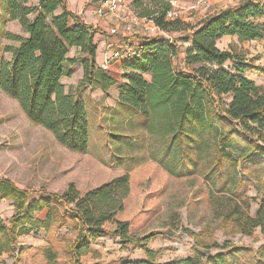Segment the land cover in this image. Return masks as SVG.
<instances>
[{"label": "trees", "instance_id": "obj_1", "mask_svg": "<svg viewBox=\"0 0 264 264\" xmlns=\"http://www.w3.org/2000/svg\"><path fill=\"white\" fill-rule=\"evenodd\" d=\"M144 1L134 0L133 9H140ZM151 1L154 9L144 8L139 15L153 16L166 32L179 26L186 31L182 41L190 46L184 50V63L196 67L191 72H175L172 59L178 56V46L156 38H144L139 44L140 57L122 64L124 82L118 86L115 106L108 109L118 124L130 123L145 130L135 140L110 134L111 166L123 169L124 175L83 194L70 183L61 194L35 200L0 176V202H10L14 211L7 224L0 220V255L19 237L37 231L47 234L51 223L61 228L70 222L76 234L67 246L75 264L90 251L92 242L102 237L115 240L121 249L132 245L145 254L144 260L119 264H240L243 258L245 264H264V245L256 251L231 245L224 252L210 254L211 227L196 235L190 233L202 251L194 249L191 256L166 263L156 262L158 252L147 248L162 232L137 235L160 210L169 177L196 174L201 158L207 156L211 161L206 173L210 199L215 194L229 195L218 228L248 234L258 227L264 235V203L256 213L255 225L247 214L249 188L257 183L264 195V174L259 168L264 161V89L246 76L249 72L264 75V69L247 59L236 45L230 44L226 50L216 46L223 37H236L239 43L264 40V23L259 21L264 16V0H242L207 15L195 26L165 21L169 0ZM28 2L3 0L1 19L18 21L27 37L5 34L18 46L3 47L2 52L12 55L9 61L0 53V91L18 103L30 123L50 132L61 147L84 154L89 139L86 106L78 92L65 93L60 80L72 74L67 64L81 61V84L98 88L104 98L109 97L117 82L95 63L93 38L101 32L68 11L65 0H39L33 7L27 6ZM72 47L79 48L81 56L68 60ZM226 64L229 66L224 68ZM143 74L151 76L150 82ZM224 96L229 97L227 104ZM153 134H161V138L157 147L152 144L149 156L119 155L122 146L143 149L147 136ZM148 158L152 165L132 172ZM52 202L64 203L66 212L52 211ZM213 203L217 204L216 200ZM45 209V217L38 218L36 213ZM41 250L46 264H58L51 243Z\"/></svg>", "mask_w": 264, "mask_h": 264}, {"label": "rangeland", "instance_id": "obj_2", "mask_svg": "<svg viewBox=\"0 0 264 264\" xmlns=\"http://www.w3.org/2000/svg\"><path fill=\"white\" fill-rule=\"evenodd\" d=\"M96 1L98 3L100 0ZM153 3L151 0H145L142 7L134 9V12L139 15L144 8L154 9ZM209 5L196 12L187 13V16L182 14L183 21H178L190 26L197 25L200 22L197 19L199 12L207 9ZM2 6L3 0H0V53L4 57L5 53L2 52V49L8 41L5 40L4 34L6 21L3 22L1 19ZM96 17L98 18L97 15ZM186 17L187 19L184 20ZM108 23H110L109 30L113 24L111 21ZM180 28L179 26L178 30L165 31V34L156 37V39H166L170 44L178 46V56L172 59L175 72L178 70L191 72L196 66L186 65L184 57L179 56L183 51L184 43H187L182 41L186 31H182ZM119 34V38H114L105 45V49L109 52L106 58L110 57L114 49L112 43L115 44L117 40H121L123 43H119L122 44L125 42V44L136 45L138 42L135 40L145 37L138 29L128 35H122V32ZM230 44L243 50L247 59H251L256 66L264 69V40L239 43L236 38H223L217 42L218 48L222 50H226ZM228 66L229 64H226L223 67L227 68ZM121 74H116L118 80L121 79ZM246 76L264 89V75L249 72ZM102 98L106 99L103 97V93ZM223 100L227 104L229 97L224 96ZM108 108L106 110L103 107L90 108L87 152L78 154L67 151L55 141L50 132L30 123L20 110L18 103L0 91V176L12 181L19 189L29 192L30 199L35 200L40 197H47L51 193L61 194L70 183H73L75 189L83 194L115 177L124 175L123 169L111 166L110 160L113 151L110 144V134L130 136L135 140L138 133L145 132V130L130 123L118 124L116 116ZM160 135L147 136L145 147L141 150L122 146L119 155L132 156L137 153L148 155L150 147H153L152 144L156 146L159 143ZM212 149L211 143L208 152L210 153ZM200 161L201 165H198L196 174L180 178L169 177V184L162 196L160 210L137 233L138 236H141L152 231L162 232V236L150 240L147 244V248L158 252V257L155 260L158 263L174 262L187 258L191 256L194 249L202 251L196 242V238L190 233L196 235L204 227H211L214 230L211 239L208 241L209 253L212 255L226 251L231 245L248 246L254 251L264 245V235L260 233L258 227H253L248 234L218 228L229 195L215 194L211 197L213 199H210V185L206 173L211 161L209 156L202 157ZM152 164L153 160L148 158L143 165L135 168L132 172H138L142 167ZM259 168L261 174H264V161ZM162 172L168 174L166 170H162ZM247 196L249 198L247 214L252 219V225H255V216L261 203H264V195L257 183H254L249 188ZM214 200L217 204L213 203ZM50 208L58 214L66 212V206L62 202H52ZM47 211L48 209H45L42 213H36V216L43 219ZM13 214L14 211L10 202H0V220L4 224H7L8 218ZM75 234L76 232L70 222L61 228H57L56 223L53 222L47 234L44 231H37L19 237L13 246L8 247L0 255V264H46L41 249L48 242L55 248L58 264H75L68 253L67 246L68 241H71ZM96 241L92 244L98 246L99 251H93L91 244L87 254L91 253L92 257L82 256L79 259V264H119L123 260L139 261L145 259L144 252L133 249L132 245L121 249L120 244L109 237L98 238ZM245 261L246 259H241L240 264H245Z\"/></svg>", "mask_w": 264, "mask_h": 264}, {"label": "crops", "instance_id": "obj_3", "mask_svg": "<svg viewBox=\"0 0 264 264\" xmlns=\"http://www.w3.org/2000/svg\"><path fill=\"white\" fill-rule=\"evenodd\" d=\"M125 1L127 4L131 5L132 7V3L134 0H125ZM178 1L182 4H188L192 0H178ZM241 1L242 0H210L209 7L205 10L200 11L197 16L198 17L197 19L201 21L207 15L211 13H215L229 6H235ZM38 3H39V0H29V2L27 3V6H32V7L37 6ZM96 4H97L96 0H65V8L68 11L79 16L84 23L91 25L93 28H97L99 32H101V33L95 34L93 38V43L97 47L96 55H95V63L99 66V64H101L103 60L109 55V52H107V50L105 49V45L109 43L112 39L114 40L115 37L109 35L107 32L108 27L110 26V23L105 22L103 20H99L96 17L95 15ZM211 9L213 10L210 11ZM59 12L60 11H57V13ZM203 14L205 15L203 16ZM29 18L32 19V16H29ZM259 21L264 23V16L261 19H259ZM4 34H11V35L19 36L22 38L27 37V34L23 31L21 25L16 20L6 21L4 23ZM144 38H141L135 41L138 42L137 44H141ZM223 38H236V37H223ZM5 40L8 41V43L4 44V47L5 46H10V47L18 46V42L13 41V40L11 41L6 36H5ZM217 42H216V46H217ZM189 46H190L189 42L184 43V48H182L183 51L179 55L180 57L182 58L184 57V50ZM11 56L12 55L9 52H6L4 55V57L8 61L11 59ZM80 56H81L80 49L76 47H72L70 48L68 54L66 55V58L68 60H71V59H77ZM67 68L72 71V74L68 77L67 76L62 77L60 82L64 87L65 93L67 94L68 93L75 94L77 92L79 93L80 98L83 100L86 106L88 120H89L90 108H93V107L102 108L103 107L106 110L108 107L112 108L115 106V103L118 98V86L124 82V80H121V79L118 80V77L116 76L117 73H123L125 71L123 66L119 62H111V66L109 67V69L103 70L110 78H112L113 80L117 82L115 86L111 87V91L109 92V97L106 99L102 98V91L100 89L94 88L88 84H83V85L81 84L82 79H83V68L81 65V61H77L76 63L72 65L67 64ZM143 78L147 82H150L151 76L148 74H143ZM96 240L94 242H97ZM92 249L93 251H99L98 246H96L95 244H92ZM83 257L90 258L92 257V255L91 253H89ZM141 260H144V259H141Z\"/></svg>", "mask_w": 264, "mask_h": 264}, {"label": "built area", "instance_id": "obj_4", "mask_svg": "<svg viewBox=\"0 0 264 264\" xmlns=\"http://www.w3.org/2000/svg\"><path fill=\"white\" fill-rule=\"evenodd\" d=\"M208 2L209 0H192L188 4H182L178 0H169V8L164 16L165 21H183V18H181L182 14L187 16V13L204 9L209 4ZM95 11L101 20L112 22L113 26L109 28L108 33L115 38H119V32H122V35H128L134 32L135 29H138L147 38H156L165 34V31L155 23L153 16L137 15L131 5L127 4L125 0H100L96 5ZM186 19L187 17L184 20ZM119 42L122 41L117 40V44L112 43L114 49L110 57L105 58L99 65L101 70H108L112 61H117L122 65L140 57L142 50L139 44L130 45L125 44V42L124 44Z\"/></svg>", "mask_w": 264, "mask_h": 264}]
</instances>
